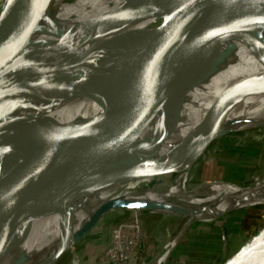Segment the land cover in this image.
I'll use <instances>...</instances> for the list:
<instances>
[{
	"label": "water",
	"instance_id": "water-1",
	"mask_svg": "<svg viewBox=\"0 0 264 264\" xmlns=\"http://www.w3.org/2000/svg\"><path fill=\"white\" fill-rule=\"evenodd\" d=\"M50 1L3 0L0 7V86L5 84L15 95L40 101L95 96L107 113H97L84 124L81 120L73 124L84 125L82 128L65 127L50 116L26 114L6 120L0 115V175L1 162L7 154L25 143L38 145L26 170L23 190L11 200L8 210L0 209V223L10 217L15 225V236L6 250L18 246L27 237L33 214L72 212L74 205L65 201L69 196L83 195L82 199H86L88 187L91 190L102 188L115 178H121L124 153L119 134L121 121L124 118L144 119L165 107L176 106L197 82L192 72L193 63L202 54L226 64L231 48H222L221 41L237 36L245 39L264 66V41L258 35L264 30L262 9L206 23L222 8L245 0H133L131 5L115 14L78 25L73 34L105 36L147 15L178 9L171 16L158 19V24L167 19L164 24L106 37L91 58L77 61L63 55L61 57L68 58L69 64L24 72V66L36 61L43 50L38 41L29 39L41 17L53 13ZM255 1L259 6L264 4V0ZM143 47L153 58L150 63L132 70ZM233 89L234 93L217 99L203 120L217 132H221L223 117L239 98L247 93H264V73L240 81ZM233 132L224 130L221 133ZM215 139L209 137L204 149L207 150ZM86 148L93 159L91 173L75 166ZM105 170L107 175L103 173ZM122 205L121 199L102 203L72 241L43 264H55L64 252L91 232L104 212ZM26 260L27 256L20 254L12 264H23ZM218 264H264V225L251 234L237 252Z\"/></svg>",
	"mask_w": 264,
	"mask_h": 264
},
{
	"label": "bare ground",
	"instance_id": "bare-ground-1",
	"mask_svg": "<svg viewBox=\"0 0 264 264\" xmlns=\"http://www.w3.org/2000/svg\"><path fill=\"white\" fill-rule=\"evenodd\" d=\"M2 2L0 0V7ZM132 3L133 0H51L50 8L53 13L41 17L29 39L38 41L43 50L36 61L25 65L22 70L40 71L47 67L67 65L71 58L77 61L91 58L106 37L138 29L144 21L153 17L160 19L168 11L147 15L105 36L93 37L82 32L73 34L78 25L115 14ZM254 9L264 11V4L259 6L255 0L232 3L219 10L209 23L223 21ZM158 23L157 20L154 25ZM258 35L264 41V30H260ZM221 47L231 48L229 61L224 64L213 56L202 54L193 63L192 72L197 82L176 106L165 107L144 119L124 118L121 121L119 134L124 149L121 178H115L114 182H109L102 188L91 190L88 187L86 199H82L83 195L69 196V200L65 201L74 205L72 212L33 214L27 237L10 250L6 249L15 236V225L10 217L4 218L0 223V264H12L20 254L27 256L23 264H43L49 256L66 247L68 240L74 238L102 203L109 200L121 199L123 205L104 212L95 226L107 216L124 210L138 213L149 209L164 215L213 221L232 210L264 205V174L254 176L250 183L244 184L235 182L228 185L225 181L206 180L192 187L186 185L196 166L202 167V175L210 166L207 159L209 153L204 151L209 137L223 135L221 132L224 130L247 133L260 129L264 133V93H247L239 98L223 117L219 127L221 132L203 123L217 99L234 93L233 87L240 81L264 73V66L242 37H228L221 41ZM146 49L143 47L137 54L132 70L151 62L153 56ZM63 55H69L70 58L61 57ZM106 111V107L95 96L62 102L40 101L15 95L5 84L0 86V115L6 120L26 114L50 116L67 127L77 120H81L82 124L87 123L95 114H106ZM37 150V144L25 143L3 158L0 209L8 210L11 200L23 190L26 170ZM202 151L206 153L203 157L200 156ZM76 165L91 173L94 167L89 148L80 154ZM104 172L105 175L108 174L107 170ZM69 176L72 177V174ZM211 192L217 193L211 195ZM94 227L87 236L93 233ZM166 258L165 251L157 262L165 261ZM71 264H78L76 257Z\"/></svg>",
	"mask_w": 264,
	"mask_h": 264
},
{
	"label": "rangeland",
	"instance_id": "rangeland-1",
	"mask_svg": "<svg viewBox=\"0 0 264 264\" xmlns=\"http://www.w3.org/2000/svg\"><path fill=\"white\" fill-rule=\"evenodd\" d=\"M104 7L106 5L102 9ZM177 9H168L163 17L171 16ZM157 18L144 21L138 29L154 25ZM216 138L207 150L204 149L209 153L210 166L206 173L202 175V167L196 166L186 185L192 187L206 180L225 181L228 185L244 184L250 183L252 177L264 174L262 130L227 133ZM205 154L202 151L200 156ZM263 225L264 205L232 210L213 221L164 215L149 209L138 213L124 210L103 219L91 235L64 252L55 264H71L74 257L78 264H107V260L108 264L114 260H121V264H218L237 252ZM165 251L166 260L157 262Z\"/></svg>",
	"mask_w": 264,
	"mask_h": 264
},
{
	"label": "built area",
	"instance_id": "built-area-1",
	"mask_svg": "<svg viewBox=\"0 0 264 264\" xmlns=\"http://www.w3.org/2000/svg\"><path fill=\"white\" fill-rule=\"evenodd\" d=\"M108 263H109V261L107 260V264ZM112 264H121V260L120 261L114 260Z\"/></svg>",
	"mask_w": 264,
	"mask_h": 264
}]
</instances>
